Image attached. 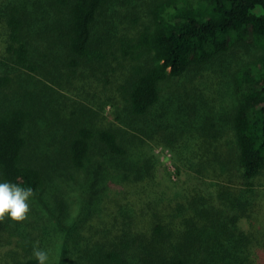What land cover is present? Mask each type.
<instances>
[{"label": "trees", "instance_id": "trees-1", "mask_svg": "<svg viewBox=\"0 0 264 264\" xmlns=\"http://www.w3.org/2000/svg\"><path fill=\"white\" fill-rule=\"evenodd\" d=\"M3 181L60 223L85 191L61 264H264V0H0ZM29 214L0 264L51 244Z\"/></svg>", "mask_w": 264, "mask_h": 264}, {"label": "rangeland", "instance_id": "rangeland-1", "mask_svg": "<svg viewBox=\"0 0 264 264\" xmlns=\"http://www.w3.org/2000/svg\"><path fill=\"white\" fill-rule=\"evenodd\" d=\"M226 64H225V66H226ZM225 78H226V76H225ZM225 78H224V80H225ZM171 82L172 81H170V80L166 81V84L163 87L164 88L168 87ZM224 82H226V81H224ZM40 121L41 120H38V122H40ZM43 127L45 128V124L43 123V121H41V123L38 126V129L41 130L42 133H43ZM154 152H156L159 155V158H160L162 164L164 166H166V168L171 172L172 182H178L179 178H177V176L175 174H173L174 164H173L172 155H171L170 151L167 148L158 147V148L154 149ZM69 182H70L69 183L70 186L68 187L69 188L68 189V195H65V197L63 196L69 211H67V213L62 216V219H61L62 222L61 223L58 221V219L56 220L54 218L55 216L52 217L49 214V209H48L49 205L53 206L55 209L57 208L56 206H57L58 202H57L56 198L59 196H54V197L51 196L50 198H47L45 195V192H44L43 193L44 195L42 196L41 201L38 197H35V196H32L31 200H30L31 208H32V206H36L38 209H40V211L44 214V215L42 214L43 218H45L46 220L48 219L49 222L47 225H44L43 222H45V221L41 217L39 219V221H37V222L35 221V224H33V226L38 225L39 231L41 230L39 233H35V229L32 226H25L26 227L25 231L27 233H30L31 235H35L36 240H38V236L41 233L50 239L49 242H51V244L48 243V241H46L44 243L45 244L44 248H42L44 250H47V252L49 254L48 264H61L62 263L61 259H63V256L65 253H64V251L61 250L60 244L64 239H67L68 237H70L73 234L74 225L76 224V221L78 219V213L81 211V206H82L81 205V201H82L81 199L86 196L85 191L83 192L81 189L75 190V186H77V185H75L74 183H71V181H69ZM176 185H177L176 183L174 185L172 184V186H175V187H176ZM169 186H171V185H169ZM175 187L173 189L171 187L168 190L171 191V193H172V192L176 191L177 188H175ZM83 195H84V197H82ZM47 215H50L51 218H53L52 221L49 219V217H47ZM28 219L34 220L30 214L28 215V218L26 220H28ZM26 220L23 221L24 224L26 223ZM45 226H47V229L49 230V232L46 234L43 231V227H45ZM239 226L244 227L245 225L242 222ZM35 236L33 238H35ZM54 240L57 241L56 247L54 245ZM63 264H67L66 261Z\"/></svg>", "mask_w": 264, "mask_h": 264}, {"label": "clouds", "instance_id": "clouds-1", "mask_svg": "<svg viewBox=\"0 0 264 264\" xmlns=\"http://www.w3.org/2000/svg\"><path fill=\"white\" fill-rule=\"evenodd\" d=\"M34 195L30 187H22L9 181L0 182V222L10 218L14 222H23L31 211V197ZM33 255L38 264H48L47 250L34 247Z\"/></svg>", "mask_w": 264, "mask_h": 264}]
</instances>
